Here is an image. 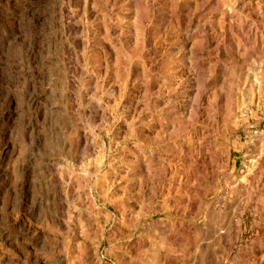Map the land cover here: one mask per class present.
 <instances>
[{
    "label": "rangeland",
    "instance_id": "1",
    "mask_svg": "<svg viewBox=\"0 0 264 264\" xmlns=\"http://www.w3.org/2000/svg\"><path fill=\"white\" fill-rule=\"evenodd\" d=\"M0 264H264V0H0Z\"/></svg>",
    "mask_w": 264,
    "mask_h": 264
}]
</instances>
